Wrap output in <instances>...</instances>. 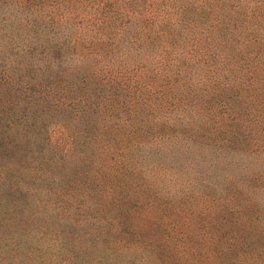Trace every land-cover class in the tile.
I'll use <instances>...</instances> for the list:
<instances>
[{"label": "trees", "instance_id": "1", "mask_svg": "<svg viewBox=\"0 0 264 264\" xmlns=\"http://www.w3.org/2000/svg\"><path fill=\"white\" fill-rule=\"evenodd\" d=\"M135 54L170 57L169 67L178 76H205L209 96L225 91L217 103L219 119L198 109L177 118L191 122L185 126L197 142L212 139L215 153L246 163L228 156L243 151L231 152L226 142L247 145L250 133L241 131L232 110L246 109L240 97L248 87L264 91V0H0V264H174L175 250L183 264H264V231L242 238L244 209L264 208L262 147L250 152L254 166L245 175L220 176L216 206L188 216L186 227L193 220L192 230L202 232L192 234L202 239L201 248H184L182 232L146 235L157 210L155 198L122 186L125 174L95 159L94 167L101 162L114 181L102 190L106 183L96 184L97 168L93 179L78 171L89 159L82 163L73 148L57 151L51 139L54 125L81 134L61 119L57 95L68 85L65 79L73 88L85 84L129 93L140 88L139 82H123L122 71L111 72L108 64ZM237 89L242 104L239 98L231 103L235 98L227 94ZM259 119L264 120L262 110L255 112ZM215 131L224 142L213 138ZM112 149L114 159L122 161L123 151L116 144ZM147 155L137 153L138 164ZM82 183L88 195L111 193L87 199L80 192ZM256 220L264 218L257 215ZM254 246L261 252L255 254Z\"/></svg>", "mask_w": 264, "mask_h": 264}, {"label": "rangeland", "instance_id": "2", "mask_svg": "<svg viewBox=\"0 0 264 264\" xmlns=\"http://www.w3.org/2000/svg\"><path fill=\"white\" fill-rule=\"evenodd\" d=\"M144 56V54H135L133 58H124L108 64V70L111 72L122 71L125 75L122 76L123 82L126 79L128 82L132 80L139 82L140 88L130 90L129 93L121 92L118 88L105 92L88 88L85 84L73 88L70 81L64 78L68 85L57 95L62 107L61 119L71 131H79L81 134L70 135L56 124L51 128V139L59 154L73 148L72 152L81 153L84 158L82 163L89 159L83 166L80 165L78 171L83 177L88 176L93 179V173L97 168L100 177L96 180V184L106 183L102 190H109L114 181L101 162H97V166L94 167L95 159L104 161L113 173L125 174L121 182L122 186L138 188L145 192L144 196L148 193L151 199L155 198L157 210L152 212L154 216L145 226L146 235H162L170 230L182 232L184 233L182 242L186 245L184 248H201L202 239L192 234H202V232L192 230L193 220L190 228L184 223H187L188 216L193 218L198 212H205L208 205L213 207L216 206L215 203L218 204V199L221 198V192L219 193L221 184L218 182L219 180L223 182L220 176L225 172L245 175L244 172L254 166L249 157L250 152L259 147L264 150V120L255 121V112L261 110L264 112V91L256 90L254 86L248 87L240 97L241 99L243 97V105L246 109L241 113L233 107V110L226 109L232 110L235 121L241 125V131L250 133L248 139H245L247 143L245 146H242L238 140L226 142L228 149L230 145L231 152L237 147L243 151L228 156L241 157L246 163L242 160L230 162L224 157L225 154L215 153L212 139L205 138L207 142H197L196 138H192L193 133L185 126L191 122L177 118L178 114L188 116L189 113V116H193L195 115L193 110L197 109L206 112L209 110L211 117L218 118L221 109L218 108L217 103L221 99L224 100L225 91L218 97L213 94L209 96V93L205 92L206 85L203 80L205 76L193 75L191 72L178 76L175 70L169 67L172 61L170 57L158 60L151 58V55ZM140 64L143 68L135 73ZM70 66L76 65L70 64ZM177 77L179 78L176 83L169 82V80L175 81ZM220 78L222 80L223 77ZM242 80L246 82L244 78ZM146 83L150 84L146 87L144 86ZM227 94L235 98L230 101L231 103L240 96L238 89ZM216 133L219 134L215 131L213 138L216 137L224 142ZM114 144L119 148V152L123 151L125 154L122 161L117 162V159H114L112 149ZM145 146L147 149L144 148ZM138 148L140 151L137 150ZM134 152L135 155L137 153L149 155L144 158L142 164H138L139 160L136 161ZM147 159L150 162H147ZM145 166L146 172L143 171ZM119 190L117 188V193ZM132 190L126 189L124 192L132 193ZM213 191H216V194H210ZM80 192L86 194L87 199L94 197L97 200L104 199L105 194L111 193L109 191L88 195L86 183H82ZM207 195H212L216 200L212 201V197ZM148 204L149 201L144 205L145 211ZM244 211H246L247 223L243 225L246 230L242 238L251 239L252 236L264 231V220L261 223L256 220L257 215L259 219L264 218V208L250 206ZM149 215L147 214L145 219H148ZM131 217V221L134 222L136 216L131 215ZM181 225L183 227H180ZM260 252L258 247L254 246V253ZM178 258L184 261L180 251L175 250L172 256V259H175L174 264H183L178 263ZM201 263L206 264L205 261Z\"/></svg>", "mask_w": 264, "mask_h": 264}]
</instances>
